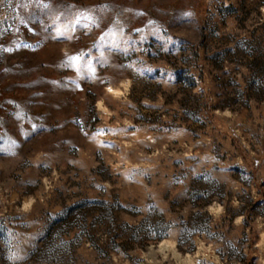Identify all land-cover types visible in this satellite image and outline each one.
Wrapping results in <instances>:
<instances>
[{"label":"rangeland","instance_id":"374dc122","mask_svg":"<svg viewBox=\"0 0 264 264\" xmlns=\"http://www.w3.org/2000/svg\"><path fill=\"white\" fill-rule=\"evenodd\" d=\"M0 264H264V0H0Z\"/></svg>","mask_w":264,"mask_h":264}]
</instances>
